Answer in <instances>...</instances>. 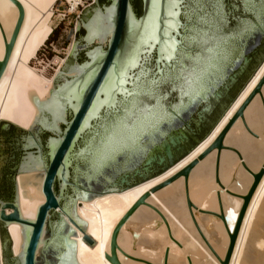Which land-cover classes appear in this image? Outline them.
Segmentation results:
<instances>
[{
    "label": "bare ground",
    "instance_id": "1",
    "mask_svg": "<svg viewBox=\"0 0 264 264\" xmlns=\"http://www.w3.org/2000/svg\"><path fill=\"white\" fill-rule=\"evenodd\" d=\"M16 1L23 18L0 76V123L30 129L38 119L35 107L49 98L51 89L57 93L53 88L54 78L76 75L59 74L66 60L59 63L51 77L31 66L53 32L54 6L64 1L69 5L68 12L74 13L83 0ZM210 3L212 15L206 17L201 14L202 6L195 1V7L188 12L189 29L181 36L185 47L177 49L173 70L167 73L165 82L164 79L159 82L177 91L178 102L171 106L176 112L184 101L206 100L218 88V79L224 78L225 63L231 54L229 39L234 34L222 32L223 8L216 0ZM259 12L257 9L256 15ZM188 13L185 11L184 15ZM19 16L15 3L0 0V61L4 59L6 43L11 41ZM202 17L206 19L201 21ZM246 28L247 25L242 27ZM169 76L172 79H167ZM263 77L264 61L210 134L164 173L119 194H107L86 203L77 200L76 215L87 224L84 234L57 210L76 233L77 237L69 240L76 241L78 264H113L109 256L117 227L115 254L119 264H138L129 258L132 254L148 258L153 264H223L230 245L228 228L235 226L245 205L227 264H264V82L255 92ZM149 91L152 94L145 95ZM160 91V86L148 80V76L132 84L131 94L119 99L117 111L95 127L78 154L87 160L91 170L102 168L121 152L142 148L143 137L153 134L171 116L164 102L169 93ZM32 93L38 99L35 107L30 100ZM248 99L242 116L226 132L222 149L215 148L198 159ZM195 159L197 162L186 178L179 175L167 183ZM261 169L262 174L245 203L244 197L250 193L255 175ZM36 173L16 177L19 213L30 221H34L38 207L45 202L43 181L39 195L33 187L21 189L19 179ZM148 192L144 201H140ZM148 203L154 204L158 211L149 209ZM6 212L10 214L11 210ZM224 216L228 217L227 221ZM8 231L16 256L21 252V227L10 224ZM26 234L27 231L25 240ZM85 234L94 240L93 244L83 239ZM203 238L214 248L215 257L205 248ZM0 264H3L1 244Z\"/></svg>",
    "mask_w": 264,
    "mask_h": 264
},
{
    "label": "water",
    "instance_id": "2",
    "mask_svg": "<svg viewBox=\"0 0 264 264\" xmlns=\"http://www.w3.org/2000/svg\"><path fill=\"white\" fill-rule=\"evenodd\" d=\"M11 1L19 7L20 16L10 43H6L4 59L0 61V76L7 64L23 18L20 4L16 0ZM106 1L108 3L100 5L98 0H95L79 15L82 27H79L77 22L72 52L59 72V74L76 73V75L74 77L57 75L53 85L57 93H52L51 89L49 98L40 102L38 107H35L38 102L37 96L34 93L30 95V100L38 111V119L33 128L31 127L33 132L31 128L23 129L12 123H0L2 150L0 156L7 153L8 149H13L11 147L13 141H8L10 145L5 144L3 138L5 134L12 132L15 137L19 136V141L16 140L17 151L13 165L17 176L42 173L20 177L21 189L33 187L41 195L40 188L43 181L42 192L45 196V202L38 207L34 221L24 219L19 213L17 184L12 196L13 201L0 200V224L5 229L2 235L0 233L3 264H78L76 241L69 240V237H77L76 233L68 223H65L57 210L60 209L69 218V222L84 234L87 224L76 215L77 200L86 203L107 194H119L164 173L181 161L216 127L264 61V33L259 29L260 25L256 21L260 18V13L256 15L254 9L250 16L252 21L256 22L261 38L258 45L241 59L235 73L225 79L226 70L231 64L237 63L238 59L230 54L223 71L224 78L218 79L221 83L220 87L201 103L184 101L178 112L171 108L178 102L177 91H172L168 85L167 100L174 95V98L165 104L171 116L157 131L143 137L142 148L121 152L102 168L91 170L87 160L78 155L85 146L86 139L94 134V129L100 122L117 111L119 99L131 94V86L134 82L148 76V80L152 83L155 81L156 86L160 85L159 82L174 68L177 49L185 47L181 36L185 31L184 28L190 26L181 18L187 0H180V4L175 8L177 13L175 17L167 15L171 8L167 0H160L155 6L152 0H140L139 16L135 14L131 0ZM239 3L244 4V11L253 10L252 2L240 0ZM168 21L175 26L168 27ZM221 24L223 27L224 21ZM238 37L234 35L230 37V48ZM151 61L152 68L149 67ZM263 82L264 77L255 92L260 90ZM248 101L249 99L198 159H202L215 148L217 151L222 149L226 132L235 120L242 116ZM197 104L199 109L195 111L189 122L184 121L182 116L192 105ZM175 121L182 122L183 127L170 130ZM84 136L88 137L84 138ZM80 140L81 145H77ZM121 158L123 162L119 166L117 162H120ZM73 159L85 163L87 168L82 170L74 167ZM0 160L2 166L3 157ZM196 162L197 159L193 160L167 183L179 175L186 178ZM107 167L112 168V173L120 171L115 180L111 175L104 173ZM262 171L263 169L255 175V183L248 196L244 197L245 203L248 202ZM79 177L84 184L100 178L105 185L101 191L94 192L77 184ZM55 183H58L57 193L54 191ZM149 193H145L140 201H144ZM245 206L239 213L235 226L228 228L230 245L223 264L228 262ZM7 209L11 210L10 214H7ZM223 218L225 221L228 220L227 216ZM10 224L21 227V252L16 256L12 253V239L8 231ZM118 228L115 229L112 237L109 256L113 264H119L115 254V236ZM26 231L27 240H25ZM83 239L89 245L94 243V240L86 234Z\"/></svg>",
    "mask_w": 264,
    "mask_h": 264
},
{
    "label": "rangeland",
    "instance_id": "3",
    "mask_svg": "<svg viewBox=\"0 0 264 264\" xmlns=\"http://www.w3.org/2000/svg\"><path fill=\"white\" fill-rule=\"evenodd\" d=\"M195 1L197 0H187L185 2V8L183 9V12L185 13L186 11L188 13L189 11H191L193 7H195L194 4ZM239 1L240 0H222V2L220 3L221 7L223 8V14H224L223 15L224 26L222 27V32L225 34L233 33L234 37L239 36L233 41L232 47L230 48L231 55L238 57L236 61L237 63L231 64V67L228 70H226L225 79H227V76H230L232 73H235L238 70L241 59L255 46L258 45V42L261 38V32L259 31V29L264 33V6H261L262 5L261 0L251 1L252 2L251 6L253 7L252 11L251 10L244 11L245 9L244 4L243 3L240 4ZM213 2L214 0L212 1V3ZM93 3H94L93 0H83V5H80L74 13L68 12L69 5L64 1H58L55 4L54 15L52 17V28L53 30H55V32L51 37V39L50 40L48 39L49 41L47 40L48 42H46L45 45L38 51L36 58L31 62L32 67L36 68L38 71H43L45 77H51L54 75L55 70L59 68V63L62 60L67 61L68 57L71 54L75 41L77 22L79 23V27H82L81 20L79 19V15L82 13L84 9L91 6ZM98 3L101 5L103 3H108V1L100 3L98 0ZM131 4L133 6V10L135 14L139 16L141 14V1L131 0ZM198 4L202 6L201 14L211 13L212 7L210 0H199ZM231 8L233 9L232 13H231ZM254 9L255 10L258 9L260 11L259 12L260 18L256 20L257 23L260 25L259 29L256 26L257 25L256 22L254 21L255 22L254 23L250 16V14H253ZM237 14L241 17H239ZM188 17H189V13L186 16L185 15L181 16L182 20L189 23L190 20H188ZM244 25H247V28L243 30L242 27ZM250 25L251 27H249ZM188 27L189 26L184 28L185 31L188 29ZM245 31L248 32L245 33ZM149 67L151 68L153 67L152 61L149 64ZM165 81L166 79H164V82ZM220 85L221 83L219 84L218 88L220 87ZM159 86L161 88V91L163 92H166L168 89V84L161 83ZM166 97L168 98L169 95H166ZM167 98L165 104H167L170 100H172L174 98V95H172L171 98H169L168 100ZM198 109H199V104L192 105L187 110V112L182 116L184 121L189 122L191 117L195 114V111H197ZM181 127H183V123L180 121H175L173 127L170 128V130H178ZM86 137L88 136H84V138ZM81 143L82 141L80 140L78 141L77 145H81ZM121 162H123V158L120 159V162H117L119 166L122 164ZM73 165L74 167L80 168L82 170H85L87 168L85 166V163H82L77 159H73ZM111 169H112L111 167H107L104 173L107 175H111L113 180H115V177L120 173V171H117L116 173H112ZM38 174H42V173L38 172L35 175ZM77 184H80L82 187L87 188L91 191L99 192L103 189L105 182L100 178H98V179H94L93 182L88 181V184H84V181L81 180L79 177L77 178ZM58 190H59L58 183H55L54 184L55 193H57ZM147 207L151 210L158 211L157 208H155L156 206H154V204L152 203H148ZM203 241L205 248L208 249L207 251L215 257V252H212V249L214 248L212 246H211L212 248L209 246L210 243L206 242L208 240L203 238ZM133 251L135 252L136 249H134ZM129 258L133 262L138 264L139 263L153 264L148 258H144L141 256L132 254L129 255ZM147 259L150 261V263Z\"/></svg>",
    "mask_w": 264,
    "mask_h": 264
},
{
    "label": "flooded vegetation",
    "instance_id": "4",
    "mask_svg": "<svg viewBox=\"0 0 264 264\" xmlns=\"http://www.w3.org/2000/svg\"><path fill=\"white\" fill-rule=\"evenodd\" d=\"M213 1V0H211ZM8 128H6L5 131H7ZM9 133V134H8ZM12 132H7L5 136L3 137L5 140V144H9L8 141L11 140L13 143L11 144V147L13 149L7 151L4 155L0 156L3 157V165L0 166V200L11 202L13 201L12 196L13 192H15V184H16V177L17 173L14 170V163L16 158V142L19 141L18 137H15ZM17 138V139H16ZM17 140V141H16ZM10 145V144H9ZM3 151H5V148H3ZM1 150V148H0ZM2 151V150H1ZM1 163V160H0ZM0 230L4 231L3 225L0 224Z\"/></svg>",
    "mask_w": 264,
    "mask_h": 264
},
{
    "label": "snow or ice",
    "instance_id": "5",
    "mask_svg": "<svg viewBox=\"0 0 264 264\" xmlns=\"http://www.w3.org/2000/svg\"><path fill=\"white\" fill-rule=\"evenodd\" d=\"M199 2V0H197V3ZM222 2V0H216V4L217 5H219L220 3ZM152 3H153V5L155 6V5H158L159 3H160V0H152ZM167 3L169 4V5H171V8L168 10V12H167V15L169 16V17H175L176 15H177V13H176V11H175V8L180 4V0H167ZM261 3H262V6H264V0H261ZM212 15V13H207L206 14V17L207 16H211ZM206 17H202L201 18V21H203V20H205L206 19ZM200 21H198V23H199ZM168 23V27H174L175 25L171 22V21H168L167 22ZM158 27V26H157ZM165 31H167V29L165 30ZM205 35H207V33H205ZM154 38V37H153ZM174 46V45H173ZM171 47V46H170ZM167 79H172V77L171 76H169V77H167ZM185 81L187 82V83H190V81H188L187 80V78L185 77ZM154 83H155V81H154ZM152 93L149 91V92H146L145 93V95H151ZM147 109H141V111H146Z\"/></svg>",
    "mask_w": 264,
    "mask_h": 264
},
{
    "label": "trees",
    "instance_id": "6",
    "mask_svg": "<svg viewBox=\"0 0 264 264\" xmlns=\"http://www.w3.org/2000/svg\"><path fill=\"white\" fill-rule=\"evenodd\" d=\"M105 1H106V0H99L100 3H103V2H105ZM54 32H55V30H53L51 36L49 37V40H50L51 37L53 36ZM49 40H48V41H49ZM48 41H47V42H48ZM0 233H1V235H2V234L4 233V231H1V230H0Z\"/></svg>",
    "mask_w": 264,
    "mask_h": 264
}]
</instances>
